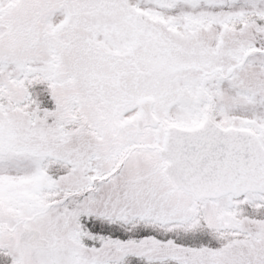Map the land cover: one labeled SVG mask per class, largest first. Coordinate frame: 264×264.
<instances>
[{"label":"snow or ice","instance_id":"obj_1","mask_svg":"<svg viewBox=\"0 0 264 264\" xmlns=\"http://www.w3.org/2000/svg\"><path fill=\"white\" fill-rule=\"evenodd\" d=\"M0 264H264V0H0Z\"/></svg>","mask_w":264,"mask_h":264}]
</instances>
